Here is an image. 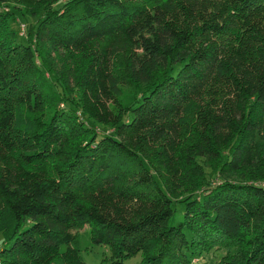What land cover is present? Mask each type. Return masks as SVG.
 <instances>
[{
    "label": "trees",
    "instance_id": "16d2710c",
    "mask_svg": "<svg viewBox=\"0 0 264 264\" xmlns=\"http://www.w3.org/2000/svg\"><path fill=\"white\" fill-rule=\"evenodd\" d=\"M263 182L264 0H0V264H264Z\"/></svg>",
    "mask_w": 264,
    "mask_h": 264
},
{
    "label": "rangeland",
    "instance_id": "374dc122",
    "mask_svg": "<svg viewBox=\"0 0 264 264\" xmlns=\"http://www.w3.org/2000/svg\"><path fill=\"white\" fill-rule=\"evenodd\" d=\"M21 21L14 19L12 26L15 29H18L20 32ZM23 35H20V39H23ZM100 126L97 125V128ZM215 181V179H213ZM213 181V182H214ZM264 183V182H263ZM174 213L171 217L170 222L176 224L178 221H181L183 215L184 204L181 202L174 203ZM73 232L77 235V246L80 249V254L85 262V264H113L110 261H102L104 257L109 256V251L107 246L100 244H93L90 239L89 228L88 226H83L78 229H75ZM235 251L234 247L229 249L227 248H212L208 251H203L202 253L192 256L187 254V258L190 261V264H218L221 258L227 253L232 254ZM141 254L138 253L134 256L128 257L123 260L122 264H140Z\"/></svg>",
    "mask_w": 264,
    "mask_h": 264
}]
</instances>
